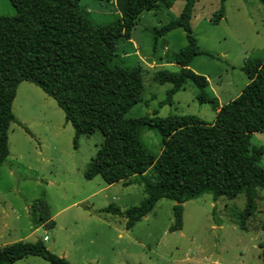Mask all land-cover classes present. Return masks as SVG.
I'll list each match as a JSON object with an SVG mask.
<instances>
[{
    "label": "rangeland",
    "instance_id": "rangeland-1",
    "mask_svg": "<svg viewBox=\"0 0 264 264\" xmlns=\"http://www.w3.org/2000/svg\"><path fill=\"white\" fill-rule=\"evenodd\" d=\"M80 3L96 25H107L120 17L116 0ZM184 3L172 0L168 9L159 6L144 12L130 42L119 43L115 62L128 67L139 65L143 71L141 100L126 118L193 115L213 122L212 105L196 100L197 88L192 82L165 104L172 85L161 84L156 78L158 71L180 70L175 63L166 64L165 57L186 46L184 31L177 28L163 36L153 32L177 20ZM220 12L223 18L213 23ZM0 16H16L9 0H0ZM191 29L198 48L209 54L194 57L189 68L207 79L210 97L226 104L248 83L241 69L244 62L264 59V5L258 0H198ZM12 111L16 122L9 126V155L0 166V247L47 236V248L71 264H261L264 189L258 191L256 209L246 222V230L239 226V215L245 208L243 194L216 201L211 194H203L187 201L183 204L182 229L173 232L169 227L175 202L161 199L150 213L126 229L124 217L102 209L114 205L124 212L140 204L144 198L142 186H125L122 182L107 185L99 176L84 178L102 135H82L75 144L74 129L65 122L63 111L29 82L17 87ZM140 141L158 156L162 137L156 129L141 128ZM250 144L251 148L264 147V133L253 134ZM260 165L264 167V153ZM35 199L49 205L53 228L42 225L32 206ZM14 264L49 263L29 256Z\"/></svg>",
    "mask_w": 264,
    "mask_h": 264
},
{
    "label": "trees",
    "instance_id": "trees-1",
    "mask_svg": "<svg viewBox=\"0 0 264 264\" xmlns=\"http://www.w3.org/2000/svg\"><path fill=\"white\" fill-rule=\"evenodd\" d=\"M198 0H185L180 16L154 35L163 36L177 28L185 33L186 46L166 63L180 67L177 73L156 72L159 83H169L163 103L187 82L197 88L196 100L211 104L216 112L212 123L193 115L156 114L126 118L141 100L143 71L138 66L116 63L119 43L130 42L134 27L144 12L159 6L170 8L172 0H116L120 17L107 25H96L81 0H9L16 16H0V166L9 155L8 132L16 118L12 111L17 87L29 82L51 97L63 111L77 139L99 132L103 139L84 170V178L101 177L107 185L122 182L142 186L140 204L122 212L114 205L102 212L126 219V229L144 218L161 199L174 201L170 231L182 229L183 204L203 194L235 199L243 194L245 208L239 226L254 215L259 190L264 189V147H252L253 134L264 133V59L244 62L248 83L233 100L221 106L207 94V79L189 67L201 51L191 29L193 8ZM222 3L227 0H220ZM264 5V0H258ZM223 18L222 12L213 23ZM156 38V37H155ZM26 132L28 128L18 123ZM154 128L162 137L158 156L140 141L143 127ZM44 228L54 227L49 205L43 199L32 203ZM261 230L264 232V220ZM261 264H264V248ZM29 256L49 264H71L47 248L43 239L18 241L0 247V264H14Z\"/></svg>",
    "mask_w": 264,
    "mask_h": 264
},
{
    "label": "crops",
    "instance_id": "crops-1",
    "mask_svg": "<svg viewBox=\"0 0 264 264\" xmlns=\"http://www.w3.org/2000/svg\"><path fill=\"white\" fill-rule=\"evenodd\" d=\"M165 63H166V62H165ZM166 64H168V63H166ZM168 65H169V64H168ZM218 105L221 106V105H223V104H218ZM215 113H216V112L214 111V117H215ZM209 123H212V122H209ZM122 184H123V183H122ZM51 219H52V218H51ZM42 225H43V224H42ZM44 237H47V236H44ZM44 237H43V238H44ZM47 240H48V237H47ZM47 240H46V241H47ZM44 242H45V241H44Z\"/></svg>",
    "mask_w": 264,
    "mask_h": 264
},
{
    "label": "built area",
    "instance_id": "built-area-1",
    "mask_svg": "<svg viewBox=\"0 0 264 264\" xmlns=\"http://www.w3.org/2000/svg\"><path fill=\"white\" fill-rule=\"evenodd\" d=\"M46 240H47V237H44V238H43V241H46Z\"/></svg>",
    "mask_w": 264,
    "mask_h": 264
},
{
    "label": "water",
    "instance_id": "water-1",
    "mask_svg": "<svg viewBox=\"0 0 264 264\" xmlns=\"http://www.w3.org/2000/svg\"><path fill=\"white\" fill-rule=\"evenodd\" d=\"M50 250V249H49Z\"/></svg>",
    "mask_w": 264,
    "mask_h": 264
}]
</instances>
